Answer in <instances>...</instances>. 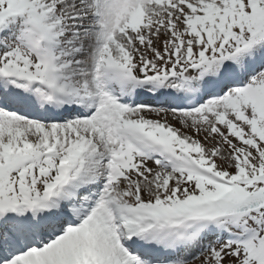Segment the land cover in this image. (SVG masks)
Wrapping results in <instances>:
<instances>
[{
	"label": "snow or ice",
	"instance_id": "6c2138e0",
	"mask_svg": "<svg viewBox=\"0 0 264 264\" xmlns=\"http://www.w3.org/2000/svg\"><path fill=\"white\" fill-rule=\"evenodd\" d=\"M0 264H264V0H0Z\"/></svg>",
	"mask_w": 264,
	"mask_h": 264
}]
</instances>
